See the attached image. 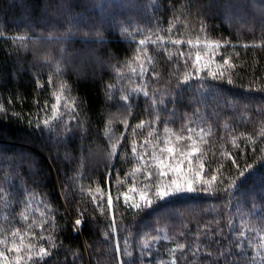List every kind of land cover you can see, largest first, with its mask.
Listing matches in <instances>:
<instances>
[{
    "label": "snow or ice",
    "instance_id": "obj_1",
    "mask_svg": "<svg viewBox=\"0 0 264 264\" xmlns=\"http://www.w3.org/2000/svg\"><path fill=\"white\" fill-rule=\"evenodd\" d=\"M160 7L172 14L167 19V27H164L163 18L153 16L151 27L136 26L135 33L124 28L122 35L132 37L134 50L122 64L112 65L117 78L124 83L120 87L111 83L105 86L106 107L96 115L95 122L89 115L87 97H80L68 83L71 74L79 72V67L70 59L66 46L77 32L85 39L91 33V41L104 46L106 38L99 27L85 32L82 26L73 24L68 18L72 11L69 0H60L59 15L65 18L62 22L51 23V35L42 41L35 39L31 25L28 26L30 34L26 35L5 37L0 31V38L17 45L13 49L15 54L21 50L38 54V45L47 44L51 50L45 55L44 64L51 68L55 61L54 71L44 82L35 78L36 88L30 102L33 112L15 110L16 104L26 103L24 95L15 91L7 96L0 95V115L25 119L38 134L47 131L58 139L64 137L65 145L76 139L84 141L92 133L100 137L105 149L101 158L105 163L98 174L103 177V182L88 177L90 183H81L85 177L83 161H79L77 174L71 178L75 185L72 195L79 196L76 219L68 227L72 228L73 234H79L86 226L87 205L91 204L93 212H99L108 222L105 240L110 239V233L111 238H115L110 253L115 264H264V175L257 178L255 167L257 162L264 167V104L256 109L257 119L261 122L258 134L234 135V129L225 123L223 129L231 139L220 136L223 143L218 153L210 142L216 133L211 125L203 126L207 121L198 106H192L191 117L186 112L181 117L183 122L178 127L173 126L179 111L177 105L181 104L184 92L189 89L203 92L209 85L212 90L225 84L236 86L237 79H243L241 73L252 75L248 91L261 93L264 100V75L257 76L255 70L258 61L254 57V63L248 64L236 50L240 48L245 53L249 49L254 52L264 50V0H234L226 11L228 21L243 20L251 25L249 32L259 30V43L234 44L225 38L210 39L204 19L198 20L195 39L180 38L189 29L188 18L196 5L192 0L179 6L176 0H165ZM195 15L206 17L208 12L196 7ZM54 17L59 20V16L54 14ZM125 23L132 27V18H126ZM136 34L142 38L135 40ZM54 45L60 47L53 48ZM149 45L171 62L168 85L171 86L174 78V92L152 89V82L159 83L161 73L157 71V56L149 54ZM169 46L174 51H170ZM108 56L115 58L110 52ZM89 59L98 60L99 53L92 48L82 50L80 65ZM240 87L244 85L241 83ZM0 88H7V77L3 74H0ZM45 92H50V96L42 99L41 94ZM141 97L147 116L137 121L134 108L138 107ZM111 108L116 111H110ZM248 120L251 122V118ZM257 141L262 145L259 157L256 156ZM229 143L236 149L235 154L228 149ZM249 146L253 163L244 159L241 164L240 159L247 155ZM64 159L69 163L76 162L67 154ZM31 163L21 157L15 169L19 184L13 185L10 181L7 188L0 187V201L7 209H12L0 223V264H52L53 250L62 244L60 221L67 223V216L54 207L48 193L29 187L19 175L20 168ZM120 165L129 166L123 178ZM32 182L39 187V181L34 179ZM256 183L260 186L259 200L244 198V209H240L237 193L243 185ZM196 193L223 197L224 226L220 219H213L203 227L198 225L194 233L169 234L166 228H155L151 233H145L137 244L131 228L123 224L125 213L135 218L177 197ZM61 195H66L64 186ZM14 204L19 206V212ZM233 207H236L235 213ZM119 229L125 233L122 241L118 236Z\"/></svg>",
    "mask_w": 264,
    "mask_h": 264
},
{
    "label": "trees",
    "instance_id": "obj_2",
    "mask_svg": "<svg viewBox=\"0 0 264 264\" xmlns=\"http://www.w3.org/2000/svg\"><path fill=\"white\" fill-rule=\"evenodd\" d=\"M59 2L60 0H0V31L5 33V37L26 35L30 34L28 26L31 25L35 30V39L42 41L44 37L51 35L49 31L51 23L62 22L65 18L59 15ZM69 2L72 11L68 18L72 20L73 24L82 26L85 32L99 27L106 38L105 45L100 46L91 41V33L89 38L85 39L81 33L77 32L72 37L70 44L66 46L71 54L70 59L73 61L78 55H81L82 50L87 48L95 49L99 53L98 60L89 59L85 61L84 65L78 63L79 72L72 73L71 78L68 79V83L73 86L80 97H87L90 107L89 115L95 122L96 115L106 107L104 102L105 86L111 83L115 87H120L124 83L117 78L112 67L118 62L122 64L134 50L131 47L132 37L122 35L124 28L127 27L129 33H135L136 26L151 27V17L153 16L163 18L165 20L164 27H167V19H170L172 14L160 7L165 0H69ZM176 2L179 6L187 4L189 0H176ZM192 2L202 11H207L208 15L196 17V7H194L188 18L189 29L184 31L180 38L195 39L198 35V32L195 31L198 28V20L204 19L209 27L210 39L225 38L234 44L260 42L261 33L259 30L249 32L248 28L251 25L245 24L243 20L228 21L226 19L228 6L234 0H192ZM54 14L59 16L58 21ZM126 18H132V27L125 23ZM66 26L70 27L71 25ZM73 30L75 31V29ZM141 38L142 36L138 34L134 36L135 40ZM16 46L10 40L0 38V74L7 77V88H0V95L7 96L9 92L19 91L24 95L26 103L24 105L16 104L15 110L29 113L34 111L30 102L36 88L35 78L39 77L44 82L47 75L54 71L55 61L51 68L44 64V57L51 50L47 44L38 45V54L21 50L17 55L13 52ZM169 50L174 51L171 46H169ZM236 50L241 52L242 60H246L248 64H253L255 57V61H258L255 64L256 75H264V50H255L254 52L249 49L246 53L240 48ZM109 52L115 58L110 59ZM149 54L157 56V71L161 73L159 83L152 82V89L174 92L175 79H172L171 86L168 85L171 62L162 53L158 54L151 45H149ZM56 59H59L58 55ZM124 71L127 72L126 69ZM241 76L243 79H237L236 86L225 84L220 89L212 90L209 85L203 92L192 89L184 92L181 104L177 105L179 111L176 124L173 126L178 127L183 122L181 117L184 113L187 112L191 117L192 106L196 105L200 109L201 116L207 121L203 126L211 125L216 133L210 142L214 145V150L217 153L220 151V144L223 143L220 136L224 135L226 139H231L223 129L225 123L229 125L230 129H234V135L240 133L258 134L261 122L257 119L256 109L264 104V100L261 99V93L248 91L247 86L249 79L253 78L252 75L241 73ZM241 83L244 87H240ZM46 87L48 86L46 85ZM48 96H50V92L41 94L42 99ZM144 106L141 97L138 107L134 108L137 121L147 116ZM110 111L115 112L116 109L111 108ZM248 118H251V122ZM94 126L98 125L94 124ZM192 126L195 127V125ZM63 140L64 137L58 139L56 136H50L47 131L43 135L38 134V130L29 127L25 119L18 120L11 115L7 117L0 115V187L7 188L10 181L13 185H18L19 180L15 169L19 165L21 157L31 161V164H25L20 168L19 175L23 177L29 187L36 188L41 193H48V198L54 207L67 216V223L63 220L60 221L63 226L59 233L62 244L53 250V256L50 258L52 264H115L110 255L115 238H111L110 233V239L105 240L104 232L109 231L108 222L99 212H93L91 204L87 205L86 226L82 231L79 234H73L72 228L68 227L76 219L75 207L79 199L78 194L72 195L75 185L71 178L77 174L79 161L82 160L85 178L80 182L88 184L90 183L88 177H92L93 180L102 183L103 177L98 173L104 169L105 162L101 158L105 151L104 145L96 133L85 137L84 141L76 139L67 145L63 143ZM227 147L234 154L236 153V149L232 148L230 143ZM260 147L262 145L257 141V157L261 155ZM66 154L76 162L66 161L64 159ZM244 159H247L248 163H253L251 146H249L247 155L240 159L241 164ZM119 167L122 173L121 178H123V173L129 166L120 165ZM255 167L257 178L264 175V167H261L260 163L257 162ZM207 170L206 165L205 171ZM34 179L40 182L39 187L33 184ZM62 186L66 189V195H61ZM259 190L258 183L251 186L243 185L241 191L237 193V197L240 198V209H244V198L258 201ZM84 199L87 200V196ZM233 204H236V198H234ZM13 207L19 212L18 205L14 204ZM66 209L67 211H65ZM8 211H12V209H7L0 201V223L3 222L4 215ZM232 212H236V207H233ZM92 216L95 219H91ZM224 216L222 196L213 198L196 193L177 197L170 203L156 207L135 218L125 213L123 224L131 228L134 240L138 244L145 233H151L155 228H166L169 234H177L180 231L194 233L198 225L203 227L213 219H220L221 226H224ZM57 219L60 220V217L58 216ZM124 235V231L119 229L118 236L121 241ZM188 238L191 239V236L189 235ZM181 242L184 241L181 240Z\"/></svg>",
    "mask_w": 264,
    "mask_h": 264
},
{
    "label": "rangeland",
    "instance_id": "obj_3",
    "mask_svg": "<svg viewBox=\"0 0 264 264\" xmlns=\"http://www.w3.org/2000/svg\"><path fill=\"white\" fill-rule=\"evenodd\" d=\"M44 47L47 48L46 46H44ZM79 59H80V55H78L76 60H74L76 62V65L79 63Z\"/></svg>",
    "mask_w": 264,
    "mask_h": 264
}]
</instances>
